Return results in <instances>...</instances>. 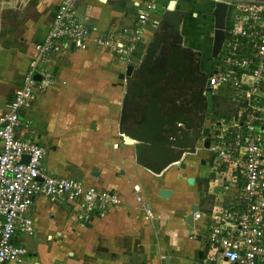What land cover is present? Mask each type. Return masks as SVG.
Returning <instances> with one entry per match:
<instances>
[{
	"label": "crops",
	"instance_id": "1",
	"mask_svg": "<svg viewBox=\"0 0 264 264\" xmlns=\"http://www.w3.org/2000/svg\"><path fill=\"white\" fill-rule=\"evenodd\" d=\"M145 1H79L76 12L92 27L89 46L52 57L46 63L52 82L20 112L17 136L47 148L44 173L81 180L86 186L116 193L121 198L119 204L108 209L109 213L91 215L84 223L76 220L78 201L37 194L28 211L34 231H19L15 239L27 249L21 264H56L59 255H62L61 263L65 260L66 264H163V251L174 250L179 242H183L184 254H164L166 264H176L179 259L185 261L192 256L196 257L194 264L225 263L221 258L208 257L207 236L199 235L205 233L199 231L202 222L195 216L193 225L187 222L194 204L208 209L212 205L213 191L205 198L200 193L201 181L208 175L202 171V164L210 163L203 158L205 153L185 152L181 162L170 165L163 174H156L139 164L135 146L124 142L121 126L132 124L131 119L125 118L123 108L128 64L112 48L98 45L95 38L112 26L133 30ZM60 2L0 0V114L6 111L21 84L35 55V45L46 37ZM169 2L155 1L146 23V43L158 31L165 32V24L159 28L156 22L159 24ZM215 2L176 0V9L184 10L185 14L174 44L184 45L186 57L198 60L197 63L192 59L191 70L198 68L210 73L215 69L214 18H209ZM230 19L231 11H228L226 23ZM146 47L147 44H141L138 48L139 62ZM222 87L230 92L228 86ZM211 99L207 120L210 114L225 113L221 112L224 109L216 111L217 96ZM220 100L227 104L226 114L235 111L229 96L224 95ZM120 138L122 144L118 142ZM200 154L201 160L197 157ZM190 177H194V182H188ZM136 184L153 210L150 220L136 200L133 189ZM162 188L171 189V197L160 196ZM237 195L233 189L227 201L235 200ZM178 204L184 206L183 213L170 210ZM190 233L195 236L191 237ZM167 239L176 242L166 243Z\"/></svg>",
	"mask_w": 264,
	"mask_h": 264
},
{
	"label": "built area",
	"instance_id": "2",
	"mask_svg": "<svg viewBox=\"0 0 264 264\" xmlns=\"http://www.w3.org/2000/svg\"><path fill=\"white\" fill-rule=\"evenodd\" d=\"M79 1L61 0L46 37L35 45V55L21 84L0 114V264L23 262L27 249L15 239L19 231H34L28 211L37 194L78 201L76 220L78 216L104 214L121 202L116 193L44 173L47 148L16 134L21 110L52 82L46 63L73 48L89 46L92 27L76 12ZM155 1H145L133 30L112 26L95 42L112 48L126 64L137 65L138 48L148 44L146 23ZM229 11L231 19L226 23L222 47L214 56L215 69L207 73L209 89L204 94L217 96V89L228 86L235 111L210 114L197 139L195 152L202 150L211 165L201 181L200 193L205 198L212 190L213 201L209 211L198 205L194 216L202 222L199 231L204 230L207 236L208 257L221 258L226 264H264V0H230ZM25 155L28 161L23 159ZM133 189L144 216L152 219L153 210L141 195L140 186L136 184ZM233 189L238 195L228 202Z\"/></svg>",
	"mask_w": 264,
	"mask_h": 264
},
{
	"label": "water",
	"instance_id": "3",
	"mask_svg": "<svg viewBox=\"0 0 264 264\" xmlns=\"http://www.w3.org/2000/svg\"><path fill=\"white\" fill-rule=\"evenodd\" d=\"M229 1L216 0L210 12L214 16L215 30L213 56L218 55L225 38ZM175 3L176 0H170L159 21V28L165 24V32L158 31L153 36L138 65L128 64L126 72L123 108L125 118L131 119L132 124L123 122L124 142L133 144L137 162L156 174H163L167 167L182 159L185 152L194 153L201 132L192 124L191 107H179L172 93L176 85L194 83L199 77L191 71L193 58L186 57V47L174 44L185 14L184 10L176 9ZM208 145L206 141L205 146ZM23 159L28 161V156ZM188 182H194V177ZM159 195L169 198L172 190L162 188ZM198 209V205L192 206L187 217L190 225L194 224V213ZM199 255L202 256V251Z\"/></svg>",
	"mask_w": 264,
	"mask_h": 264
},
{
	"label": "flooded vegetation",
	"instance_id": "4",
	"mask_svg": "<svg viewBox=\"0 0 264 264\" xmlns=\"http://www.w3.org/2000/svg\"><path fill=\"white\" fill-rule=\"evenodd\" d=\"M195 58L193 57V62L198 61ZM191 71L199 75L196 81L194 83L186 82V84L176 85L172 93L174 101L179 104V107H184V109L191 107L192 124L199 130L206 125L209 113V97L208 94H204L205 90L209 89L207 84L208 75L198 68H194Z\"/></svg>",
	"mask_w": 264,
	"mask_h": 264
},
{
	"label": "rangeland",
	"instance_id": "5",
	"mask_svg": "<svg viewBox=\"0 0 264 264\" xmlns=\"http://www.w3.org/2000/svg\"><path fill=\"white\" fill-rule=\"evenodd\" d=\"M214 18V16H212V15H210L209 16V18ZM212 51H213V48H212ZM209 57H211V56H209ZM207 62V61H206ZM218 91L216 92V94H217V98L219 99V102H218V109H219V111H221V110H223V111H221V112H227L228 110H226V107H227V104L226 103H224L222 100H220V99H222L223 98V96L224 95H226V96H229V93H228V91H227V89H225L224 87H220L219 89H217ZM208 97L210 98V102L212 103V99H211V97H212V94L211 93H209V95H208ZM228 113V112H227ZM122 127V126H121ZM121 130H122V128H121ZM122 132H123V130H122ZM119 142V144L121 143H123V141L121 140V138H120V140L118 141ZM198 157V159L199 160H201L202 159V157H201V154L200 155H198L197 156ZM202 171H205V173H209L210 172V163H207V164H202ZM205 173H204V175H205ZM175 204V203H174ZM174 207H172V208H170V210H173L172 212H177V213H183V210L185 209V208H183V207H181V206H179V204L178 205H173ZM167 210H169V209H167ZM171 212V213H172ZM187 212V211H186ZM107 213H109V211L107 212V210H106V212H104V214H107ZM94 215V214H93ZM99 215H103V214H99ZM78 218L79 219H77V221L78 222H84V223H86L87 222V219L88 218H85V217H83V218H80L79 216H78ZM89 218H91V216L89 217ZM157 218V217H156ZM155 221H156V219H155ZM199 235H202V237H204L205 236V233H200ZM190 236L191 237H193V236H195L194 234H191L190 233ZM169 241L171 242V243H175L176 242V239H167L166 240V243H169ZM182 246H184L183 245V242H179L178 243V245H176V247H175V249L174 250H166V251H163V253L161 254L162 255V257H163V264H166V262H165V260H164V254H166V255H168V254H171V255H174V254H176V252L177 253H179V254H184V252H183V250H184V248H182ZM61 256L62 255H59L58 257H57V259H56V264H60L61 263ZM64 257V256H63ZM64 258H66V256L64 257ZM214 260H215V258H214ZM194 261H196V257L195 256H192L189 260H185V261H181L180 259L176 262V264H194ZM66 264V261L65 260H62V263L61 264ZM70 264H76V263H70ZM224 264H226V262L224 263Z\"/></svg>",
	"mask_w": 264,
	"mask_h": 264
},
{
	"label": "trees",
	"instance_id": "6",
	"mask_svg": "<svg viewBox=\"0 0 264 264\" xmlns=\"http://www.w3.org/2000/svg\"><path fill=\"white\" fill-rule=\"evenodd\" d=\"M217 101H218V100H217ZM214 110H215V109H214ZM216 111H217V113L219 112V110H218V109H217ZM224 114H226V112H225Z\"/></svg>",
	"mask_w": 264,
	"mask_h": 264
}]
</instances>
